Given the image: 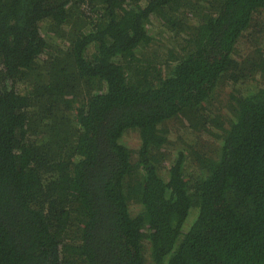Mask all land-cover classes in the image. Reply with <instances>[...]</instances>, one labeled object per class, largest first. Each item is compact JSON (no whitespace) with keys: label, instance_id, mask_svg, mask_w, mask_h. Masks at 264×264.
<instances>
[{"label":"trees","instance_id":"trees-1","mask_svg":"<svg viewBox=\"0 0 264 264\" xmlns=\"http://www.w3.org/2000/svg\"><path fill=\"white\" fill-rule=\"evenodd\" d=\"M262 32L264 0H0V264H264Z\"/></svg>","mask_w":264,"mask_h":264},{"label":"rangeland","instance_id":"rangeland-1","mask_svg":"<svg viewBox=\"0 0 264 264\" xmlns=\"http://www.w3.org/2000/svg\"><path fill=\"white\" fill-rule=\"evenodd\" d=\"M152 33H153V35H156L154 37L155 38L154 42L150 46H148L146 48H143V53L146 56H151L152 54L158 52V50L161 52V47H162L161 46V40H162L163 37H162L161 34H159V32L153 31ZM259 35H260V37H259V42H260L259 45L264 48V32H262V34L259 33ZM239 48L242 49V50L244 49V43L243 42H241L239 44ZM227 93H228V90H226V87H221L219 89V92H218V94L220 95L219 97L221 99H224L225 96H227ZM128 141H129L128 144H132L133 146L138 143L137 139L134 138V136L133 137L130 136L128 138Z\"/></svg>","mask_w":264,"mask_h":264}]
</instances>
